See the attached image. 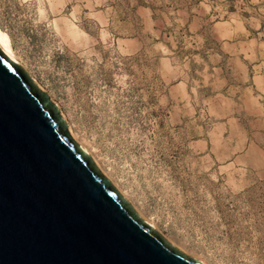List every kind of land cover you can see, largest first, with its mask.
<instances>
[{"label": "rangeland", "instance_id": "1", "mask_svg": "<svg viewBox=\"0 0 264 264\" xmlns=\"http://www.w3.org/2000/svg\"><path fill=\"white\" fill-rule=\"evenodd\" d=\"M0 33L168 242L264 264V0H0Z\"/></svg>", "mask_w": 264, "mask_h": 264}, {"label": "water", "instance_id": "2", "mask_svg": "<svg viewBox=\"0 0 264 264\" xmlns=\"http://www.w3.org/2000/svg\"><path fill=\"white\" fill-rule=\"evenodd\" d=\"M0 49V264H204L141 219Z\"/></svg>", "mask_w": 264, "mask_h": 264}, {"label": "bare ground", "instance_id": "3", "mask_svg": "<svg viewBox=\"0 0 264 264\" xmlns=\"http://www.w3.org/2000/svg\"><path fill=\"white\" fill-rule=\"evenodd\" d=\"M0 49L2 50V52L9 57V59H11L12 61L16 62L18 64V60L16 57V54L14 52V49L12 47V43H11V39L8 35L4 34V33H0ZM80 146V145H79ZM81 147V146H80ZM85 152L88 153L87 148L85 147H81ZM138 213V212H137ZM139 214V213H138ZM141 217V216H140ZM141 219H143L141 217ZM145 221V220H144ZM146 222V221H145ZM148 223V222H147ZM149 225L155 227L154 223H148ZM156 229V228H155ZM203 263L207 264L205 261L202 260Z\"/></svg>", "mask_w": 264, "mask_h": 264}]
</instances>
